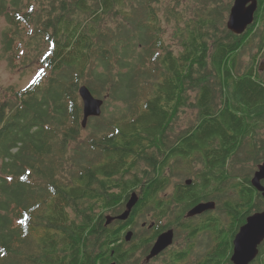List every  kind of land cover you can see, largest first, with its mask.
<instances>
[{
  "label": "trees",
  "instance_id": "1",
  "mask_svg": "<svg viewBox=\"0 0 264 264\" xmlns=\"http://www.w3.org/2000/svg\"><path fill=\"white\" fill-rule=\"evenodd\" d=\"M165 1L0 0L11 57L28 65L25 47L38 41L46 48L37 78L0 99V264H131L139 248L126 249L123 224L133 225L151 204L161 220L159 196L171 182L165 170L178 158L199 159L204 169L175 187L177 205L207 201L198 188L207 190L214 175L219 193L235 194L224 202L229 217L230 203L245 209L241 226L264 211L251 172L231 184L228 175L235 164L264 160V139H256L264 129V0L243 35L227 27L230 0H192V17L181 11L186 0ZM164 24L174 28L177 47L166 41ZM255 39L259 50L242 73L238 54ZM83 85L123 103L126 113L91 118L83 128ZM191 107L196 118L172 136ZM245 144L246 159H235ZM138 189L144 199L132 217L107 225V213H121ZM235 235L217 264H232ZM186 260L180 253L169 264ZM253 264H264V243Z\"/></svg>",
  "mask_w": 264,
  "mask_h": 264
},
{
  "label": "rangeland",
  "instance_id": "2",
  "mask_svg": "<svg viewBox=\"0 0 264 264\" xmlns=\"http://www.w3.org/2000/svg\"><path fill=\"white\" fill-rule=\"evenodd\" d=\"M234 0H230L233 5ZM163 2L167 3L165 0ZM197 4L194 3L192 0H186L185 7H182L181 11H186L187 17H192L193 10L196 8ZM229 16V15H228ZM229 18V17H228ZM227 18V21H228ZM9 24L6 21V19L2 16H0V99L5 98V96L11 91H18L21 89L26 88L29 86L38 75V71L40 70V58L41 55L46 50L44 44H40L38 41H34L33 44H30L28 48H24V54L26 56L30 57L28 65L21 64L19 61H21L20 56H12L11 53L7 52L5 50V43H4V33L8 31ZM164 27L166 28V35L165 39L166 41L177 47V41L173 38L174 28L172 29L169 25L164 24ZM259 39H255L253 43H249L246 45L238 54V57L241 62V72L243 73L248 65L251 64L253 60V55L256 54L259 50ZM34 45V47H33ZM42 53V54H41ZM258 66L263 68V70L260 71V73H264V56L259 58ZM219 90V89H218ZM217 90L216 94V101L215 104L221 105L222 98L220 91ZM197 96V92H192V97L195 100V97ZM104 100V107H103V113L101 117H105L107 119H110L113 115L120 114L122 112L126 113V106L121 103L117 102L115 100H111L110 98L103 95ZM197 116V109L194 107L188 108L183 112V115L180 117L179 123L177 127L174 128V131L171 133L172 136H177L182 129H186L189 125L191 120H194ZM264 125V124H263ZM91 129L88 128L82 135L83 137H87L90 134ZM256 139H264V129L261 130V132L256 136ZM250 140H245L244 142H249ZM242 151H247V145L245 144L242 149L240 155L235 158L237 160H245L246 157H244V154ZM239 154V153H238ZM252 164L251 162H245L244 164H235L237 168V172H232V170L228 169V175L231 178V181L229 184L234 183L236 180V175L238 174H248L251 172V175L257 170V165H249ZM230 165V163H229ZM145 167V166H143ZM228 168V167H227ZM242 168H245V171H241ZM204 169V166L201 164L200 160L193 158L192 162L187 161L186 159H175L171 162L170 166L166 168L165 176L168 178L170 177V185L168 188L160 194L159 198L165 197L167 202V209L166 214L164 218H161V220H158L159 218V212H157L155 209V205L151 204L147 210L145 211V214H142L137 221V224L135 226L134 232L135 237L132 239L130 243L127 244L126 249H133L135 246L139 249L135 251L133 254H131V258L128 262L131 264H163L164 261H167L165 264H169L170 261L174 258V256H177L180 252H187L188 253V260L185 263H178V264H197L198 261L201 260L200 264L206 263L208 260L213 259L212 262L209 264H217L219 259L223 258L224 250L229 247L227 240H231V237H233L235 231L237 233V227L240 225V217L243 213H245V209H236L237 205L230 203L229 204V211L231 210L232 216L228 217L226 215L225 208H224V202L229 200L230 198L235 200V194L233 191L227 190V187H224V193L220 194L217 189L218 186L215 183V177L214 175H211V186L205 190L203 186H200L198 190L202 191L203 197H208L209 201L216 202L218 208L214 211V216L210 215L208 218L210 220H201L196 221V219L188 221L187 218H185L186 212L188 211L187 206H181L177 205L175 201H173V193L175 191V187L177 185H180L182 183H185L187 181H196V173H199V171H202ZM193 171V173H191ZM238 173V174H237ZM213 180V181H212ZM140 193V190H137ZM230 199V200H231ZM154 202V200H151V203ZM261 206L264 207V204H261ZM262 208V207H261ZM252 214L256 213V210H254ZM113 216L114 213L109 212L106 216ZM180 216L181 222H185L186 227L188 228V231L194 230V228L198 229V237L196 239V242L193 243L192 241L187 242V235L190 234V232L185 233L183 232L179 227L176 226L177 223V217ZM206 216H204L205 218ZM199 218V219H204ZM231 218V221H230ZM198 219V218H197ZM152 222H155V227L161 226L162 224H166L167 226H171V229L176 230L177 237L173 244V247H171V250H174L173 252L169 253V255L164 253V256L161 258H157L151 261L147 260V254L148 249L147 247H141L142 239H145L151 235V232H149L148 226L152 224ZM144 223H146V226L144 227ZM114 226V225H112ZM241 226V225H240ZM184 227V230H187V228ZM153 231H155L153 229ZM211 238V239H210ZM234 240V239H233ZM211 246V247H210ZM213 246V247H212ZM227 246V247H226ZM150 247V246H149ZM169 249V250H170ZM183 249L182 251H179ZM168 250V251H169ZM177 263V262H176Z\"/></svg>",
  "mask_w": 264,
  "mask_h": 264
},
{
  "label": "water",
  "instance_id": "3",
  "mask_svg": "<svg viewBox=\"0 0 264 264\" xmlns=\"http://www.w3.org/2000/svg\"><path fill=\"white\" fill-rule=\"evenodd\" d=\"M258 0H234L227 22L228 29L237 35L244 34L248 28L255 22V15L258 10ZM79 95L83 103V128L91 118H99L103 112L104 100L97 98L90 89L83 85L79 88ZM264 162L258 166L251 181L252 186L264 198ZM190 184V182H189ZM138 203L137 195L134 193L127 204V210L117 219L121 221L128 220L134 206ZM215 203H201L195 206L188 214L189 217H195L202 213L212 210ZM111 220L108 221L110 223ZM132 233H128L127 241H130ZM174 231L170 230L161 234L147 258L148 261L159 256L173 243ZM264 243V211L250 215L246 223L240 228L235 236L233 246L234 252L231 257L233 264H252L260 255V247ZM117 264V263H112Z\"/></svg>",
  "mask_w": 264,
  "mask_h": 264
},
{
  "label": "flooded vegetation",
  "instance_id": "4",
  "mask_svg": "<svg viewBox=\"0 0 264 264\" xmlns=\"http://www.w3.org/2000/svg\"><path fill=\"white\" fill-rule=\"evenodd\" d=\"M166 189H164L161 193H163L164 191H165ZM136 194L137 195V198H138V203L136 204V206L134 207L136 210L138 209V206L140 205V203H141V200L142 199H144V196L142 195V194H140L137 190H134L131 194L133 195V194ZM221 194V193H220ZM161 199V198H160ZM160 201H162V218H164L165 217V214H166V204H167V202H168V200L165 198V197H162V200H160ZM211 202H214V201H209V200H204V201H202L201 203H211ZM127 203H128V201L125 203V207H126V205H127ZM201 203H199V204H201ZM216 203V202H215ZM199 204H197V205H199ZM196 205V206H197ZM195 207V206H194ZM193 207V208H194ZM148 208V207H147ZM193 208H191V209H193ZM218 208V206H217V204L215 205V207H214V209H212V210H209V211H206V212H204V213H202L201 215H197V216H195V217H189L188 216V213L191 211V209L187 212V214H186V216H185V218H187V220L188 221H190V220H193V219H196V221L195 222H197V220L198 221H201V220H205V219H207V220H210V218H208V216H210V215H212V216H214L215 214H214V211L216 210ZM126 209V208H125ZM135 209L133 210V213L135 212ZM147 210V209H146ZM225 213H226V215L229 217V215L227 214V212L226 211H224ZM132 213V214H133ZM120 214H122V213H120ZM120 214H114L113 216H111L112 218H115L114 220H112L111 221V224L113 223H115V222H117L116 220V217H118ZM144 214H145V212H144ZM142 215V213H140L138 216H136V220H135V222L133 223V225H128V227L125 225V223L123 224L124 225V227H125V229H127V231H126V234L128 233V232H131L132 233V239L135 237V232H134V230L133 229H135V224L137 223V221H138V218L140 217ZM204 216H206L205 218H204ZM132 217V216H131ZM179 217H177L176 219H177V221L179 220L178 219ZM198 218V219H197ZM199 218H204V219H199ZM247 219V218H246ZM118 222H121V221H118ZM123 223V222H122ZM181 223L183 224V225H181ZM180 223V229L183 231V232H185V233H187L188 234V232H190V234H188L186 237H187V242L186 243H188V241H192L193 243H195L196 242V239H197V237H198V235L197 236H195V232H197V228L195 229L194 228V232H193V230H191V231H188V228H191V227H186V223L184 222H181ZM146 226V223H144V227ZM154 227H155V222H152V224L151 225H149L148 226V231L150 232V231H152V229H154ZM171 226H167L166 224H162V227H160V229H162V234L163 233H166V232H168V231H170V230H173V229H171L170 228ZM184 227H186L187 228V230H184ZM193 228V227H192ZM159 228H157L156 229V231L158 230ZM174 231V238H173V243H172V245H170V247H168L165 251H163L159 256H157V257H155L154 259H157V258H161L162 256H164V253L166 254H168L169 255V253H171V252H173L174 250H171L170 248L171 247H173V244H174V242H175V240H176V237H177V233H176V230H173ZM154 235V232H151V235H149V237H147V238H145V239H142V243H144V244H146L145 246H147V249L149 250L148 251V254H147V256L149 257V255L151 254V251H152V248H153V246H154V244H155V242H156V240L154 241V242H151V239H152V236ZM132 239H131V241H132ZM157 239V238H156ZM211 239V238H210ZM130 241V242H131ZM129 242V243H130ZM150 246V247H149ZM211 247V246H210ZM213 247V246H212ZM263 247V246H262ZM170 249V250H169ZM169 250V251H168ZM183 249H181V250H179V251H182ZM233 250H234V248H233ZM260 250H261V248H260ZM180 253H183V254H185V256H188V253L187 252H180ZM180 253H178V254H180ZM174 257H176V256H174ZM187 261V260H186ZM166 262H168V260L167 261H164V263L163 264H165ZM200 262H201V260L200 261H198V263L197 264H200ZM253 264V263H252Z\"/></svg>",
  "mask_w": 264,
  "mask_h": 264
}]
</instances>
